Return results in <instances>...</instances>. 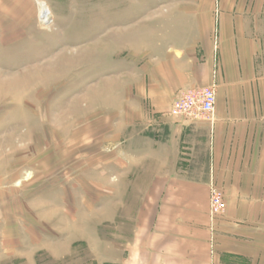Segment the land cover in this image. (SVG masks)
<instances>
[{"label":"rangeland","instance_id":"374dc122","mask_svg":"<svg viewBox=\"0 0 264 264\" xmlns=\"http://www.w3.org/2000/svg\"><path fill=\"white\" fill-rule=\"evenodd\" d=\"M220 2H0V264H112L144 203L141 149L169 134L146 120L156 63L209 37L216 46ZM185 119L206 176L213 123ZM257 228L263 246L264 219Z\"/></svg>","mask_w":264,"mask_h":264},{"label":"crops","instance_id":"0c3cea01","mask_svg":"<svg viewBox=\"0 0 264 264\" xmlns=\"http://www.w3.org/2000/svg\"><path fill=\"white\" fill-rule=\"evenodd\" d=\"M219 7L216 46L209 37L201 50L188 43L156 63L144 93L154 113L146 120L169 134L141 149L144 203L112 264H256L264 248L257 228L264 219V0ZM213 83L217 117L203 130L209 160L199 176L192 159L200 130L171 109L182 92ZM212 184L228 202L218 219L210 214Z\"/></svg>","mask_w":264,"mask_h":264},{"label":"built area","instance_id":"2783aa9c","mask_svg":"<svg viewBox=\"0 0 264 264\" xmlns=\"http://www.w3.org/2000/svg\"><path fill=\"white\" fill-rule=\"evenodd\" d=\"M216 87V83H213L182 92L173 103V113L189 119H205L213 122L217 103ZM223 210V194L217 186L212 184L210 192L211 217L216 218Z\"/></svg>","mask_w":264,"mask_h":264},{"label":"bare ground","instance_id":"6f19581e","mask_svg":"<svg viewBox=\"0 0 264 264\" xmlns=\"http://www.w3.org/2000/svg\"><path fill=\"white\" fill-rule=\"evenodd\" d=\"M40 14H42V20H46L50 17V10L47 6V4H45L44 2L41 3V10H40Z\"/></svg>","mask_w":264,"mask_h":264}]
</instances>
